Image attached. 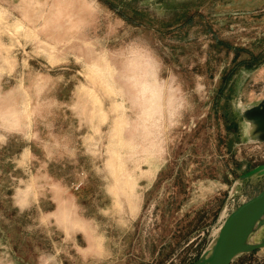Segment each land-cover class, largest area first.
<instances>
[{"label":"rangeland","instance_id":"rangeland-1","mask_svg":"<svg viewBox=\"0 0 264 264\" xmlns=\"http://www.w3.org/2000/svg\"><path fill=\"white\" fill-rule=\"evenodd\" d=\"M122 1L0 0V264H194L264 189V0Z\"/></svg>","mask_w":264,"mask_h":264},{"label":"water","instance_id":"water-1","mask_svg":"<svg viewBox=\"0 0 264 264\" xmlns=\"http://www.w3.org/2000/svg\"><path fill=\"white\" fill-rule=\"evenodd\" d=\"M246 112L256 113V115L264 117V101L260 106ZM245 113L244 116L246 117ZM262 131L264 132V129ZM254 135H261V132ZM258 174H264V164L244 173L243 177L250 178ZM260 215H264V189L256 196L240 204L226 217L209 261L203 260L202 255L194 264H232L239 255L263 249L264 241L245 250L239 248L241 239L248 233L254 220Z\"/></svg>","mask_w":264,"mask_h":264},{"label":"trees","instance_id":"trees-1","mask_svg":"<svg viewBox=\"0 0 264 264\" xmlns=\"http://www.w3.org/2000/svg\"><path fill=\"white\" fill-rule=\"evenodd\" d=\"M102 1H104L111 8H116L117 7L116 4H118L119 1L122 2L123 6L120 11V15L127 21L142 24V23L150 22L151 20L148 17L149 16L148 11H146L145 9H139L137 7H133L132 2L127 1L123 3L122 0H102ZM173 19L177 21L184 20V9L180 11L179 13L175 14ZM226 44L228 45V43ZM257 57L259 58L260 55H258ZM254 58L255 56H252V60H254ZM243 62H246V61H243ZM249 66L250 65H247V67ZM237 72L238 70H233V71H230V73H226L223 75L220 88L216 95V107L220 105V109L222 111V117L225 119H230L232 123L231 125L232 127L228 129L227 134L228 135L235 134V136L232 139H229V142L227 143L228 152L230 153L232 152V149L234 145L236 144V142H239L241 139L239 131H238V121L235 119V116H233V113L230 112L229 109H227L228 102H230L233 98V95H232L233 85H234L233 79ZM231 81L233 82L232 84H230ZM228 83H229V86L226 88ZM221 100H223V103ZM258 250H255L249 253L254 254Z\"/></svg>","mask_w":264,"mask_h":264},{"label":"bare ground","instance_id":"bare-ground-1","mask_svg":"<svg viewBox=\"0 0 264 264\" xmlns=\"http://www.w3.org/2000/svg\"><path fill=\"white\" fill-rule=\"evenodd\" d=\"M260 117L264 121V117L263 116ZM263 241H264V215H260L256 220H254V223L252 224L248 233L241 239L239 248L241 250H245L248 247L259 244ZM214 246L215 243L212 244L207 250H205V252L203 253V258H202L203 260L209 261Z\"/></svg>","mask_w":264,"mask_h":264}]
</instances>
